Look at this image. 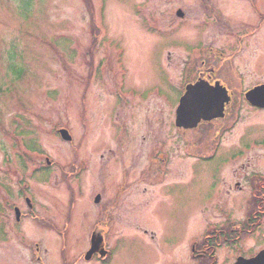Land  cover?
<instances>
[{
    "label": "rangeland",
    "instance_id": "rangeland-1",
    "mask_svg": "<svg viewBox=\"0 0 264 264\" xmlns=\"http://www.w3.org/2000/svg\"><path fill=\"white\" fill-rule=\"evenodd\" d=\"M89 3L0 0V264H50L62 252L83 251L95 224L89 213L100 207L93 203L96 192L106 193V213L115 212L117 198L118 212L126 206V214L146 215L147 229L159 235L193 230L197 215H210L229 167L226 152L237 144L224 132L214 150L218 123L179 135L173 126L179 95L202 61L226 81L242 73L247 86L264 82V23L260 36H246L231 49L246 14L254 7L264 13V0ZM221 47L228 49L223 59L215 55ZM59 128L71 139H63ZM246 132L247 140H264V126ZM172 160L165 175L163 161ZM150 161L151 202L136 209L131 203L144 202L141 178L148 171L141 168L135 184L131 166ZM75 170L78 175L71 174ZM30 188L40 215L49 217L38 222L25 215L9 227L2 215H13L10 206L23 203L19 193L28 196ZM244 197L238 193L234 215L245 214ZM117 224L105 227L112 249L107 264H155L154 249L117 250ZM125 224L122 235L132 236Z\"/></svg>",
    "mask_w": 264,
    "mask_h": 264
},
{
    "label": "flooded vegetation",
    "instance_id": "flooded-vegetation-1",
    "mask_svg": "<svg viewBox=\"0 0 264 264\" xmlns=\"http://www.w3.org/2000/svg\"><path fill=\"white\" fill-rule=\"evenodd\" d=\"M246 15L248 16L247 19L239 25L241 29L235 32L237 39L233 42L232 51L235 46L240 47L243 45L246 36L252 37V39L256 35L260 36L261 29L259 28L264 23L263 10L254 7L250 15ZM255 23L256 27H253L252 25H255ZM231 24H225L227 29ZM226 49L227 47H221V49L215 51L216 57L226 58ZM204 63V61L201 62L202 66L198 70L196 77L186 83H189V85L195 84V87L187 92V101L192 104V108L189 109L191 113L185 111V118L177 124L176 107L179 104L177 102L174 108L173 126L177 129V133L184 137L186 129L183 126L195 118L201 117L200 102L212 99L214 105L218 103L211 111L213 114L212 119H200L191 128L213 127L215 125L213 123H218V128H215V132L213 131L212 133L216 151L218 150L219 140L223 136L222 134L224 132H228L229 135L233 134L232 142L236 143L237 147L231 143V149L226 152L228 156L224 159V162L226 161L229 167L225 172V177L219 184L218 193L210 201V215H197L193 225L195 230H188L187 233L180 231L174 236L159 235V231L147 229L146 223L148 220H146V215L126 214L124 213L126 212V206L118 212L117 198L113 202V206L116 209L115 212L109 211L111 213H106L108 212L106 210V201L104 196H102L106 193L101 192V195L96 192L93 203L100 207L96 214L95 212L94 214L92 212L89 213V218L95 224H93V228L88 233L85 248L83 251H72L69 254L62 252L60 258H56L57 261H53L50 264H107L112 257L111 254L109 257L108 253L105 254V252L112 249L107 247L104 233L105 227L110 221L118 223L117 232L121 234L117 235V250L118 246L125 247V245H138L140 249L145 251L154 249L158 255L155 264H264V140H259L256 136L249 140L246 139V130L249 127L264 126V107L249 103L245 97L248 91L264 84V82L259 81L247 86L249 84L246 81L247 76L242 73L237 74V77L231 74L226 81L223 79L224 76H221L222 78L216 77L214 65L207 67L204 66ZM252 72L255 75V71ZM217 82L222 85V89L226 91V94L220 92L223 91L220 88L215 87ZM183 93H185L184 88L179 99ZM193 113H195L194 119L192 118ZM209 130L210 128H208ZM150 155L152 154H148L149 158L151 157ZM170 155L171 158L175 156V154ZM45 160L47 166H50L51 162L49 159L45 158ZM163 162L167 164L164 168L163 166L161 167L164 169L165 175L170 174L173 168L169 164L173 165L174 160ZM150 164H152V161L148 162L146 167L131 166L134 169L132 182L135 184L139 183L135 176L139 174V170L142 168L145 173L148 171L146 177L141 178L145 184L142 188V193H145V195H141L144 196V202L140 201L138 204L133 200L131 203L133 208L137 209L140 205H149L151 202L152 189L150 187L154 185V182ZM179 172L180 168L174 167V173L181 175ZM72 173L78 175L77 170ZM215 179L217 178L215 177ZM4 191L5 196H8V189L4 188ZM29 191L28 196L25 195V191L19 193V196L23 198V203L10 206L13 215H2L8 226L9 224L12 226V220L18 225V223L23 221L25 215L33 217L38 222L44 221L43 219L46 215H40L42 210H40L39 204L34 203L36 197L32 192V188ZM242 192L245 196L242 199L245 214L234 215L232 206L238 201V193ZM96 195H98L97 200L95 198ZM5 208L7 211L8 206H6V203L3 207L4 211ZM43 210L47 211V209ZM46 217H49V215ZM51 220L53 221V216H51ZM125 223L129 224L132 236L122 235L127 233ZM163 224L167 223L163 222ZM13 227L17 228V226ZM149 227L150 225L148 224ZM15 232L19 233L18 231Z\"/></svg>",
    "mask_w": 264,
    "mask_h": 264
},
{
    "label": "water",
    "instance_id": "water-1",
    "mask_svg": "<svg viewBox=\"0 0 264 264\" xmlns=\"http://www.w3.org/2000/svg\"><path fill=\"white\" fill-rule=\"evenodd\" d=\"M176 15L177 16H182L181 12H179V11L177 12ZM194 87L195 86H191V85L186 86L187 92L190 89H193ZM215 87L220 88L221 86L218 85V84H215ZM220 92L225 93V90L220 91ZM186 95H187V93H185V95L180 100V105H179V107L177 109V119H176L177 120V124H179V121H181V120H183L185 118V115H184L185 111H187V113H191V112H189V109L192 108V104L188 103ZM200 95H202V94H200ZM202 96H206V95H202ZM246 99L253 105L264 107V85L257 86L254 89H252L251 91L247 92L246 93ZM217 104L218 103H215V105H214L212 99L200 102L199 109H201V112H200L201 113V117L195 118V113H193L192 114V118L193 119L195 118V119L193 121L189 122V124L184 125V127H193L194 125H196V123L200 119H210V118H212L213 114L211 113V111L216 107ZM60 134H61L63 139H66V140L70 139L69 135L67 134V132L65 130H63V129L60 130ZM97 199H98V197H96V200Z\"/></svg>",
    "mask_w": 264,
    "mask_h": 264
},
{
    "label": "trees",
    "instance_id": "trees-1",
    "mask_svg": "<svg viewBox=\"0 0 264 264\" xmlns=\"http://www.w3.org/2000/svg\"><path fill=\"white\" fill-rule=\"evenodd\" d=\"M88 3H89V0H88ZM89 10H91V4L89 3Z\"/></svg>",
    "mask_w": 264,
    "mask_h": 264
}]
</instances>
